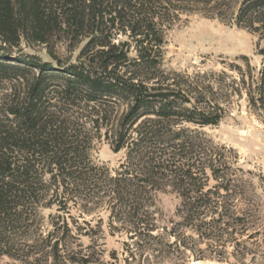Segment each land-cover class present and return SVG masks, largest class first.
<instances>
[{"label": "trees", "instance_id": "16d2710c", "mask_svg": "<svg viewBox=\"0 0 264 264\" xmlns=\"http://www.w3.org/2000/svg\"><path fill=\"white\" fill-rule=\"evenodd\" d=\"M176 1L183 0L117 3L116 21L126 20L124 28L136 38L133 58L124 43L89 40L85 50L99 48L95 58L63 70L33 57L0 60V68L14 71L5 79L22 80L21 92L11 95L7 106L10 123H0V256L29 263L37 261L33 256L40 249L50 247L54 262L61 256L70 264H121L115 252L109 261L99 262L83 254L82 245H74L82 231L90 236L91 225L75 220L71 226L65 210L68 200L76 201L84 192L107 202L110 233L127 236L123 264H132L130 258L137 264H187L190 257H231L245 264L264 256L259 250L264 228L251 202H199L202 197L197 196L199 201L180 202L168 219L156 206V196L168 187L182 199L200 192L210 177L226 189L233 187L226 172L242 171L235 168L236 157L225 146L214 145L201 128L217 126L234 97L245 96L253 111L264 113V64L256 71L246 57L239 58L242 64L229 67L236 76L222 71L190 77L164 69L161 26L165 18L171 19L167 5ZM102 5L101 0H0V43L17 46L23 39L47 44L64 28L80 35L86 21H103ZM217 10L214 16L223 22L250 31L264 29V0H243L237 13L227 16ZM99 34L98 29L91 33ZM58 76L62 84L54 97L57 103L49 105L48 81ZM112 99L116 122L111 146L115 153L125 151L114 175L91 154L101 128L111 123ZM59 104L69 105L72 113L65 115ZM47 180L61 198L59 214L44 237L38 234L40 243L29 247L34 252L17 256L11 252L10 236L30 227V210L40 206L28 201L35 199L38 183L44 186ZM91 203L86 199L85 206ZM252 240L254 248H248L245 244ZM202 243L206 250L198 247Z\"/></svg>", "mask_w": 264, "mask_h": 264}, {"label": "rangeland", "instance_id": "374dc122", "mask_svg": "<svg viewBox=\"0 0 264 264\" xmlns=\"http://www.w3.org/2000/svg\"><path fill=\"white\" fill-rule=\"evenodd\" d=\"M101 1L103 5L100 11L106 14L101 23L93 24L86 21L83 28L78 31L80 35H75L73 29L58 30L47 44H27L23 39L17 46L0 43V60L14 62L16 58L22 60L33 57L38 61L51 63L53 68L63 70L68 65L78 63L82 59L95 58L99 48L90 47L85 50L89 40H96V43L111 40L115 45L124 43V50L128 49V57H135L134 40L136 38L131 37L130 31L124 28L127 25L126 20L121 23L116 21L115 13L117 3L122 1L123 4H127L128 0ZM242 1L183 0L167 5L166 10L170 9L171 19L165 18L166 21L161 26L164 42L162 47L164 69L190 77L211 72L219 74L222 71H225L229 76H236V73L230 71L229 67L231 64H242L239 58L246 57L256 71L261 70L264 64V29L257 31L242 29L234 23L223 22L214 16L218 12L217 9L226 16L234 12L237 13ZM158 10H161L160 7H157L155 11L158 12ZM110 11L114 13L108 15L107 13ZM164 12L165 10H162V13ZM87 13L86 10L85 14ZM96 29L101 32V35H91ZM6 71L10 70L0 68V123L2 124H8L12 119L6 112L11 95L20 93L22 90V80L5 79L6 76L13 74L11 72H14L6 73ZM35 72L38 73V70ZM48 83L47 103L54 105L57 103L54 97L61 87L62 79L60 76L53 77L49 79ZM109 102L111 123L101 128L91 154L99 165L104 166L114 175L119 165L124 161L125 151L121 150L115 153L112 150L111 140L113 125L116 122V102L114 99ZM227 106L228 113L217 126L204 127L201 130L212 140L214 145L225 146L232 150V155L237 160L235 168L242 170L241 172L235 170L226 172L231 176L234 186L226 189L225 185H220L210 177L208 185L204 186L200 192L190 193L191 199H182L171 187H168L163 193H159L155 200L160 214L165 218L174 216L180 202H196L199 201L196 200L197 196H201L199 202H242V204L251 202L256 209V217L261 222L260 226L264 228V113L253 111L248 106L245 96L232 98ZM58 107L62 109L61 112L66 111L65 115L71 114L73 111L69 105L59 104ZM45 183L44 186L38 183L37 191L33 195L35 199L28 201L38 202L35 204L40 206L38 209L34 207L30 210L32 221L28 224L30 227L20 228L10 236L14 245L11 252L17 256L34 252V249L29 247L40 243L38 234L41 233L44 237L51 229V223L59 214L61 198L56 196L55 186L51 185L49 180ZM89 196L93 197L92 200ZM97 198V195L95 197L92 193L84 192L76 201L68 200V210L65 211L69 213L65 214L70 225L75 220L79 222L86 220L91 225V228L88 229L90 236L83 235L84 231H82L79 240L72 241L74 245H82L85 249L82 253H90L94 260L107 262L111 259V254L115 252L123 264V259L128 256L124 251V242L128 238L125 234H120V231H116L114 235L110 233L108 204ZM86 199L92 203L85 206ZM72 202L80 203L78 206H73ZM263 239L264 237L261 238V248L259 249L262 253H264ZM252 243H254L253 240L245 245L248 248H254ZM88 246H90L89 249L86 248ZM198 247L202 250L207 249L205 243ZM78 249V247L75 248V250ZM40 250L42 251L33 256L37 258V261L32 258L29 259V263H24L21 257L0 256V264H70L65 263L61 256L54 262L50 247ZM232 250L233 246L227 247L228 252H232ZM128 260L132 264L138 263L132 261L131 258ZM255 260L249 258L245 264H264V256ZM163 264L172 263L164 262ZM187 264L241 263H236L231 257L227 261L215 258L196 260L190 257Z\"/></svg>", "mask_w": 264, "mask_h": 264}]
</instances>
